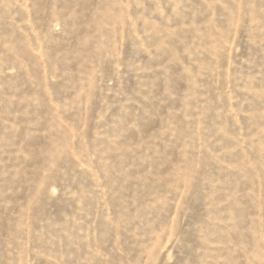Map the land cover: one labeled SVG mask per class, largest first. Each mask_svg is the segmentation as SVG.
<instances>
[{
	"label": "rangeland",
	"instance_id": "rangeland-1",
	"mask_svg": "<svg viewBox=\"0 0 264 264\" xmlns=\"http://www.w3.org/2000/svg\"><path fill=\"white\" fill-rule=\"evenodd\" d=\"M0 264H264V0H0Z\"/></svg>",
	"mask_w": 264,
	"mask_h": 264
}]
</instances>
